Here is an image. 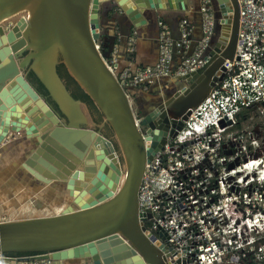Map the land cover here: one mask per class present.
Here are the masks:
<instances>
[{
	"label": "water",
	"instance_id": "95a60500",
	"mask_svg": "<svg viewBox=\"0 0 264 264\" xmlns=\"http://www.w3.org/2000/svg\"><path fill=\"white\" fill-rule=\"evenodd\" d=\"M110 1L137 28L147 10L187 9L185 0H0V144L24 132L30 149L25 166L43 183L64 182L78 208L0 224V254L94 264H169L167 247L146 229L151 215L139 211L146 163L224 78L225 64L237 52L240 5L238 0L214 1L221 30L207 65L170 85L187 84L142 120V133L126 92L97 48L100 7ZM24 11L29 17L6 31L3 22ZM60 65L103 113L118 150L90 125L82 102L61 79ZM29 73L45 93L30 82ZM167 252L180 264L173 249Z\"/></svg>",
	"mask_w": 264,
	"mask_h": 264
},
{
	"label": "built area",
	"instance_id": "2783aa9c",
	"mask_svg": "<svg viewBox=\"0 0 264 264\" xmlns=\"http://www.w3.org/2000/svg\"><path fill=\"white\" fill-rule=\"evenodd\" d=\"M238 1L241 19L234 60L225 64L224 78L182 130L147 161L139 191V211L151 215L146 229L157 243L174 250L180 264H264V0ZM199 13V40L187 17L179 19L177 38L159 21V53L153 65L122 67L120 42L112 43L108 57L97 45L128 97L162 80L171 85L207 65L218 37L212 0H202ZM12 25L4 26L6 31ZM137 35L133 31L127 40L129 54L135 52ZM6 222L10 215L0 204V224ZM167 248V262L177 264ZM0 264L57 261L0 254Z\"/></svg>",
	"mask_w": 264,
	"mask_h": 264
},
{
	"label": "crops",
	"instance_id": "0c3cea01",
	"mask_svg": "<svg viewBox=\"0 0 264 264\" xmlns=\"http://www.w3.org/2000/svg\"><path fill=\"white\" fill-rule=\"evenodd\" d=\"M201 2L202 0H199L196 10L192 9L191 0H185L187 6L185 11L147 10L143 14L144 23L139 28L134 26L131 19L114 1L103 3L100 7L99 19L103 26L104 38L108 43L120 42L119 58L122 67L129 66L135 69L153 65L159 53V21L164 20L177 38L179 19L187 17L195 27L194 39L199 40ZM133 31L138 32L136 47L135 52L129 54L127 40ZM170 82L162 80L154 83L146 92L154 93L169 89ZM13 137L0 144V204L3 212L10 215V221L51 217L78 210L71 199L68 205L62 196H58L62 193L54 184L43 183L31 173L29 167L25 166L30 151L29 145L19 137ZM84 262L83 259H67L57 261V264H84Z\"/></svg>",
	"mask_w": 264,
	"mask_h": 264
},
{
	"label": "rangeland",
	"instance_id": "374dc122",
	"mask_svg": "<svg viewBox=\"0 0 264 264\" xmlns=\"http://www.w3.org/2000/svg\"><path fill=\"white\" fill-rule=\"evenodd\" d=\"M191 1H192V9L196 10L198 8L199 0H191ZM214 1L215 0H212L213 3H214ZM214 6H215V10H216V16H217L218 20L220 21V19H221L220 10L217 7V5L214 4ZM28 17H29V13L27 11H24V12H21L15 16L5 20L3 22V25L7 26L9 23H16L19 20L27 19ZM98 25H99V30H100V36L98 38L97 45H100L101 49H103L108 44V41H106L104 38V32H103V26L101 23V19H99ZM220 30H221V28L219 25L218 26V37L220 36ZM31 76H33V74L29 73L28 74L29 80H30V82H33V80L31 79ZM178 88L179 87L176 86L173 89H163L161 91H155L154 93H147L146 91H144L143 94H141L139 92L136 93L135 95L130 94L128 98H129L130 105H131L132 111L134 113V116H135L136 120L138 121V123H140L142 120H144L145 117H147L153 111V109L158 107L170 95H172L174 92H176L178 90ZM82 108H83L84 113L86 114V116L89 119L90 125L94 128L100 129L102 131V133L104 134L103 130L105 129L106 124L105 123L97 124V126H96L95 125L96 124V122H95L96 116L94 115V113H92L84 105ZM250 117H251V113L249 114V119H250ZM256 118L257 117H255V119ZM249 121L250 120H248V122ZM250 126H251V124H250ZM141 127H142V129H146L145 126H141ZM15 137H19V139L23 140V142H25L26 145H29L28 137L26 136V134L24 132H21L20 134H15L13 138H15ZM106 137L112 141V143L114 144V146L118 150V147H117L118 142L116 140L115 135H112L111 137H108V136H106ZM50 184H54L59 189V191L62 194L58 195V196H62L65 199V202H67L69 205L70 199L71 200H73V199L69 196V192L67 191V189L65 187V183L59 181V182H53Z\"/></svg>",
	"mask_w": 264,
	"mask_h": 264
},
{
	"label": "trees",
	"instance_id": "16d2710c",
	"mask_svg": "<svg viewBox=\"0 0 264 264\" xmlns=\"http://www.w3.org/2000/svg\"><path fill=\"white\" fill-rule=\"evenodd\" d=\"M111 45L112 43H108L102 50V53L107 57L110 55L109 48ZM58 73L61 79L65 82L67 89L72 93L73 97L77 100H80L85 107H87L92 113H94V115L96 116L95 117L96 124H103L105 121V117L103 113L100 111V109H98V107L93 103V101L88 97V95L84 93V91L79 87V85L72 79V77L69 75L64 65H60L58 67ZM103 131H104V134L108 137H111L112 135H114V132L109 126V124H106V127ZM6 255L25 256V255H31V254L7 253ZM242 264H249V263L245 262Z\"/></svg>",
	"mask_w": 264,
	"mask_h": 264
},
{
	"label": "flooded vegetation",
	"instance_id": "af4514ba",
	"mask_svg": "<svg viewBox=\"0 0 264 264\" xmlns=\"http://www.w3.org/2000/svg\"><path fill=\"white\" fill-rule=\"evenodd\" d=\"M31 79L33 80L32 83L38 88V90L41 91L42 93H45L43 87L41 86V84L38 82V80L36 79L34 75L31 76Z\"/></svg>",
	"mask_w": 264,
	"mask_h": 264
},
{
	"label": "bare ground",
	"instance_id": "6f19581e",
	"mask_svg": "<svg viewBox=\"0 0 264 264\" xmlns=\"http://www.w3.org/2000/svg\"><path fill=\"white\" fill-rule=\"evenodd\" d=\"M103 146V145H102Z\"/></svg>",
	"mask_w": 264,
	"mask_h": 264
}]
</instances>
